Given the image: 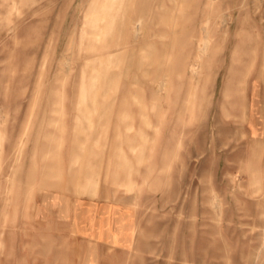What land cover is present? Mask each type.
Segmentation results:
<instances>
[{
  "label": "rangeland",
  "instance_id": "1",
  "mask_svg": "<svg viewBox=\"0 0 264 264\" xmlns=\"http://www.w3.org/2000/svg\"><path fill=\"white\" fill-rule=\"evenodd\" d=\"M212 1L0 0V264L98 191L122 244L82 264H264V0Z\"/></svg>",
  "mask_w": 264,
  "mask_h": 264
},
{
  "label": "crops",
  "instance_id": "2",
  "mask_svg": "<svg viewBox=\"0 0 264 264\" xmlns=\"http://www.w3.org/2000/svg\"><path fill=\"white\" fill-rule=\"evenodd\" d=\"M63 214L56 206L42 216L38 234L25 236L13 249L9 261H23L24 264H82L89 261H105L112 247L122 244L112 241L114 222L127 213L120 205H112L106 192L86 199H71ZM43 208V207H42ZM112 223L114 225H112ZM9 253V251H8ZM10 254V253H9ZM101 257V258H100Z\"/></svg>",
  "mask_w": 264,
  "mask_h": 264
},
{
  "label": "bare ground",
  "instance_id": "3",
  "mask_svg": "<svg viewBox=\"0 0 264 264\" xmlns=\"http://www.w3.org/2000/svg\"><path fill=\"white\" fill-rule=\"evenodd\" d=\"M97 1V0H94ZM110 2L116 3L115 1L118 0H109ZM244 1V0H243ZM213 5V1L212 0H205L204 2V9L202 11V14L204 17L202 18V22H204L205 24H207V22L210 20V17L208 16V8L210 5ZM93 9V8H92ZM90 9V10H92ZM119 8L116 7V4L114 6H110V7H106L105 9H100V11L104 14H108V16H106V22L101 25L98 26V32L95 33V37H97V41H102L103 42V48H106L109 50V48L111 47H119L121 46V48L125 49L128 43V34H129V27H128V23H125L123 21H120L119 19H117V16L119 18ZM95 11V8H94ZM202 24V23H201ZM28 25L30 26L31 23H28ZM242 26V25H241ZM240 26V27H241ZM138 31V28L135 29V33ZM203 31V29H202ZM88 34H90V32H88ZM122 36L124 38L123 42H118V41H114L115 37H119ZM135 36H137V33L135 34ZM203 44H206L205 41ZM202 44V45H203ZM200 49V48H199ZM203 49V48H202ZM264 55V54H263ZM120 52H115L105 55L103 56L104 61H101V64L107 62V63H113L116 62L119 57H120ZM100 57H93L92 59H99ZM257 58V57H256ZM256 58L254 59L256 61ZM194 60H191L187 65H188V70H185V75L188 78L189 83L192 85L195 81H198L195 79L194 74L197 73V68H196V64H197V58L196 56L193 57ZM263 60V57H262ZM264 62V61H263ZM255 63V62H254ZM185 65V64H184ZM262 65V64H261ZM262 67V66H261ZM264 71V70H261ZM115 73L111 74V73H104L103 77L107 82V86L108 84H111V80L112 78H114ZM197 76V74L195 75ZM264 76V75H263ZM99 77V75L97 76V78ZM199 77V76H198ZM262 78V76H261ZM257 83V82H255ZM254 87V85H253ZM254 89V88H253ZM158 90V89H156ZM130 93V92H129ZM131 94V93H130ZM122 219V218H121ZM123 220H121L122 222Z\"/></svg>",
  "mask_w": 264,
  "mask_h": 264
}]
</instances>
